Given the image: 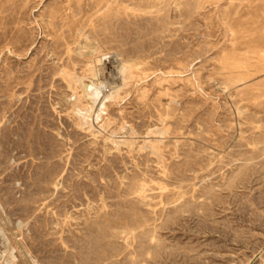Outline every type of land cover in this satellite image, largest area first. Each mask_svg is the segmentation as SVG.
Returning <instances> with one entry per match:
<instances>
[{
  "label": "rangeland",
  "instance_id": "1",
  "mask_svg": "<svg viewBox=\"0 0 264 264\" xmlns=\"http://www.w3.org/2000/svg\"><path fill=\"white\" fill-rule=\"evenodd\" d=\"M0 264H264V0H0Z\"/></svg>",
  "mask_w": 264,
  "mask_h": 264
},
{
  "label": "bare ground",
  "instance_id": "2",
  "mask_svg": "<svg viewBox=\"0 0 264 264\" xmlns=\"http://www.w3.org/2000/svg\"><path fill=\"white\" fill-rule=\"evenodd\" d=\"M101 61L102 60H96V63L100 64ZM114 63H116V67L113 66ZM115 71H116V74H115ZM89 72H90L89 75L91 74V78H93V79L99 78L100 75H103L102 77L105 80H110V79L114 78L116 75V76H118V79H119L118 81H121L122 85H125L127 81L133 80L134 76L137 74L136 72H134V67L132 65L128 64L127 62L117 61V60H115L114 62L108 61L107 65L103 64L100 67L95 66V67L91 68L89 70ZM64 76L66 77L65 79L70 84V87L73 90V97H74L73 108H72L73 115L78 120L79 126H84V125L89 126V123H90L89 119L91 118V115L93 114V112L94 113L96 112L95 120L100 118V114L103 112V108H104L103 107V100L105 98L110 100V99H113L115 97L111 96V94L109 93L110 95H108V96L103 95L102 99L100 98L101 100H99L100 101L99 102L97 100L99 99L98 97L101 96L102 91H101V88H99L100 86L97 87L96 81L91 80L89 85H83L82 81L80 79H77L74 77L75 75L73 76V75H68L65 73ZM116 86H118V85H116ZM77 87H79L82 90V97L79 96L78 93L76 92ZM116 91H117V89H116ZM113 93L115 94V92H113ZM104 94H106V92ZM83 100H85V102H83ZM97 102H98V105L96 106V109L94 110V107L97 104ZM92 117H93V115H92ZM94 135H95V133H94ZM8 257H10V258L12 257L9 252L7 254V257L4 258V260H6Z\"/></svg>",
  "mask_w": 264,
  "mask_h": 264
}]
</instances>
